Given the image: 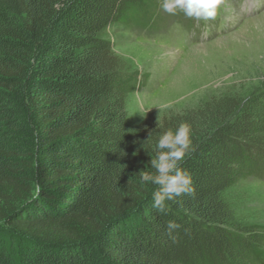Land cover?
I'll return each mask as SVG.
<instances>
[{
  "label": "trees",
  "instance_id": "16d2710c",
  "mask_svg": "<svg viewBox=\"0 0 264 264\" xmlns=\"http://www.w3.org/2000/svg\"><path fill=\"white\" fill-rule=\"evenodd\" d=\"M161 3L0 0V264H230L243 249L224 193L252 176L261 106L224 98L142 134L130 126L136 81L110 31L155 28ZM182 122L195 191L162 214L139 173H155L160 135ZM170 220L182 226L171 237Z\"/></svg>",
  "mask_w": 264,
  "mask_h": 264
},
{
  "label": "rangeland",
  "instance_id": "374dc122",
  "mask_svg": "<svg viewBox=\"0 0 264 264\" xmlns=\"http://www.w3.org/2000/svg\"><path fill=\"white\" fill-rule=\"evenodd\" d=\"M159 16L153 29L110 31L124 73L136 81L127 96L126 110L130 126L138 134L166 117L224 98L260 105L258 116L264 119L262 0H225L210 21L172 16L163 10ZM217 20H223L222 28ZM192 22L196 29L186 32ZM208 26L209 34L198 38ZM163 104L172 107L160 110ZM248 167L252 176L240 178L224 193L233 229L244 241L230 264H251L258 249L264 247V179L256 176L264 172L263 144L253 148Z\"/></svg>",
  "mask_w": 264,
  "mask_h": 264
},
{
  "label": "clouds",
  "instance_id": "9594fccd",
  "mask_svg": "<svg viewBox=\"0 0 264 264\" xmlns=\"http://www.w3.org/2000/svg\"><path fill=\"white\" fill-rule=\"evenodd\" d=\"M225 0H162L161 8L169 15L183 12L186 17L197 21H210L217 17L218 10ZM170 104H163L160 110L171 108ZM152 132H149V139ZM148 139V140H149ZM147 140V141H148ZM157 156L151 159V166L155 173L141 171V183L148 182L158 186L153 194V208L158 213L167 214L166 201L174 200L183 195L193 194V181L191 175L180 167V162L194 151L191 141V126L182 122L173 132L168 130L160 135L157 143ZM166 234L170 237L173 232L182 226L175 221L166 222Z\"/></svg>",
  "mask_w": 264,
  "mask_h": 264
}]
</instances>
